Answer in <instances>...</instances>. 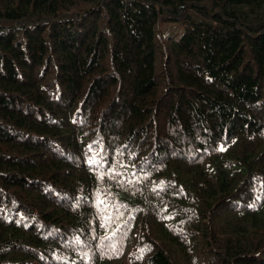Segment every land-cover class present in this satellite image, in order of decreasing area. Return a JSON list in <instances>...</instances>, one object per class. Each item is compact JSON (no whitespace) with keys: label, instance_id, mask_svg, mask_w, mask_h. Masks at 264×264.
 <instances>
[{"label":"trees","instance_id":"16d2710c","mask_svg":"<svg viewBox=\"0 0 264 264\" xmlns=\"http://www.w3.org/2000/svg\"><path fill=\"white\" fill-rule=\"evenodd\" d=\"M0 264H264V0H0Z\"/></svg>","mask_w":264,"mask_h":264},{"label":"rangeland","instance_id":"374dc122","mask_svg":"<svg viewBox=\"0 0 264 264\" xmlns=\"http://www.w3.org/2000/svg\"><path fill=\"white\" fill-rule=\"evenodd\" d=\"M173 28H174V31H176V33H177V34H176V37H178V33H179L178 30H179V29H178L177 27H173ZM166 31H168V27L166 28ZM174 35H175V34H174Z\"/></svg>","mask_w":264,"mask_h":264},{"label":"snow or ice","instance_id":"6c2138e0","mask_svg":"<svg viewBox=\"0 0 264 264\" xmlns=\"http://www.w3.org/2000/svg\"><path fill=\"white\" fill-rule=\"evenodd\" d=\"M221 150H223V149H221Z\"/></svg>","mask_w":264,"mask_h":264},{"label":"bare ground","instance_id":"6f19581e","mask_svg":"<svg viewBox=\"0 0 264 264\" xmlns=\"http://www.w3.org/2000/svg\"><path fill=\"white\" fill-rule=\"evenodd\" d=\"M60 220V219H59Z\"/></svg>","mask_w":264,"mask_h":264}]
</instances>
